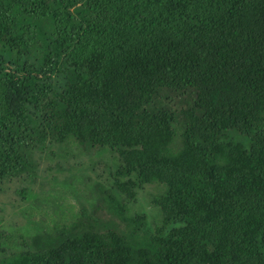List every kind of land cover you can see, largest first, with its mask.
<instances>
[{
  "label": "trees",
  "instance_id": "16d2710c",
  "mask_svg": "<svg viewBox=\"0 0 264 264\" xmlns=\"http://www.w3.org/2000/svg\"><path fill=\"white\" fill-rule=\"evenodd\" d=\"M63 146L93 215L0 264H264V0H0V189Z\"/></svg>",
  "mask_w": 264,
  "mask_h": 264
},
{
  "label": "rangeland",
  "instance_id": "374dc122",
  "mask_svg": "<svg viewBox=\"0 0 264 264\" xmlns=\"http://www.w3.org/2000/svg\"><path fill=\"white\" fill-rule=\"evenodd\" d=\"M69 147L70 150L63 146L38 153L36 150V176H18L0 189V233L9 238L7 249H20L23 240L42 249L48 243L56 247L62 241L61 232L79 228L83 219L93 215L99 199L96 186L106 183L108 169L104 162L92 163L94 157ZM23 190L29 193L25 199ZM163 191L162 186H147L131 205L133 214L148 216L153 230L160 225V210L155 202Z\"/></svg>",
  "mask_w": 264,
  "mask_h": 264
}]
</instances>
